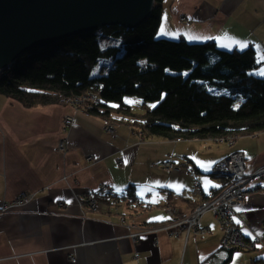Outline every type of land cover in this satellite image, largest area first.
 I'll list each match as a JSON object with an SVG mask.
<instances>
[{"label": "crops", "instance_id": "crops-1", "mask_svg": "<svg viewBox=\"0 0 264 264\" xmlns=\"http://www.w3.org/2000/svg\"><path fill=\"white\" fill-rule=\"evenodd\" d=\"M162 6L159 37L215 40L227 50L254 46L258 59L264 56V0H163ZM259 65L257 73L264 61ZM66 116L74 117L67 129ZM107 119L114 130H106ZM236 150L244 152L247 172L264 167V131L233 146L169 140L141 135L119 114L104 118L70 103L26 108L0 95V209L25 192L33 196L24 207L0 214V264H264V173L250 179L252 192L235 219L244 222L246 237L261 239L251 252L224 248L223 228L210 211L201 219L210 231L196 239L177 228L175 234L130 238L133 223H168L165 205L189 214L223 185L213 167ZM166 161L178 168L167 171ZM101 184L133 189L140 200L150 197L116 206L99 192L98 210L89 211L80 200Z\"/></svg>", "mask_w": 264, "mask_h": 264}, {"label": "trees", "instance_id": "trees-1", "mask_svg": "<svg viewBox=\"0 0 264 264\" xmlns=\"http://www.w3.org/2000/svg\"><path fill=\"white\" fill-rule=\"evenodd\" d=\"M162 2L155 0L147 18L133 28L106 24L20 53L0 69V95L42 108L96 93L97 99L80 107L84 112L104 118L119 114L147 137L204 140L263 132L264 76L256 72L254 46L227 50L215 40L159 37ZM103 39L118 43L103 48ZM127 96L141 99L142 112L125 102ZM211 174L223 185L203 201L231 182L228 175Z\"/></svg>", "mask_w": 264, "mask_h": 264}, {"label": "water", "instance_id": "water-1", "mask_svg": "<svg viewBox=\"0 0 264 264\" xmlns=\"http://www.w3.org/2000/svg\"><path fill=\"white\" fill-rule=\"evenodd\" d=\"M155 0H0V69L20 53L119 23L133 28Z\"/></svg>", "mask_w": 264, "mask_h": 264}, {"label": "built area", "instance_id": "built-area-1", "mask_svg": "<svg viewBox=\"0 0 264 264\" xmlns=\"http://www.w3.org/2000/svg\"><path fill=\"white\" fill-rule=\"evenodd\" d=\"M183 21H188L186 17L182 18ZM81 97L75 98L70 102L72 106H75L78 109H81L77 99ZM83 98L89 100L97 99V94L88 93V95H84ZM74 121L73 116H66L64 119V127L69 128ZM106 130L112 131L115 129V124L107 119ZM67 142L61 141L59 144V149L63 152H66ZM246 157L243 152L236 151V153L231 154L229 157L226 156L218 160L213 168L214 174H222V175H230L233 176L231 182L234 184L230 185L223 192L217 195V197L206 199L202 203L196 206V209L191 214H187L184 219H180L175 216L176 210L173 212L171 209H168V214L171 219H178L175 223L170 225H165L162 228L156 229H167L171 233L176 232L177 229H184L187 232V235L190 236L192 234L193 239H196L198 235H203L210 231L209 228H206L202 225V215L210 211L213 213V216L219 221L221 227L223 228V246L227 249L237 248V249H248L254 248L255 244L260 240L259 237L253 236L251 238L246 237L244 233V224L237 223L235 221V213L239 206H241L249 196V192L252 191L248 184L250 182V177L246 172ZM164 168L167 171H173L178 168L174 162L166 161L163 163ZM264 173V167H260L257 171H255L254 177H259L260 174ZM249 179V180H248ZM237 184V185H235ZM101 192L106 194L109 199L113 200L115 204L118 203H131L133 201L132 197L134 194L125 193L126 191L118 192L115 189L109 187L107 184H101L96 191L89 193V195L85 196L80 201L83 204H87L88 207L97 209L98 208V200L96 198L97 194ZM150 196L143 197L142 200L149 199ZM33 199L32 194L25 193L18 197H16L12 201H5L2 206L3 211L14 210L18 207H24L28 202ZM141 200V201H142ZM170 207V206H168ZM173 208V207H172ZM124 220V217H122ZM153 229H143L138 228L133 230L132 238L137 240L139 236L144 233L153 232ZM75 261V259H73Z\"/></svg>", "mask_w": 264, "mask_h": 264}, {"label": "rangeland", "instance_id": "rangeland-1", "mask_svg": "<svg viewBox=\"0 0 264 264\" xmlns=\"http://www.w3.org/2000/svg\"><path fill=\"white\" fill-rule=\"evenodd\" d=\"M118 42H117V40H110V39H103L102 40V47L104 48V47H107V46H109V45H114V44H117ZM99 65H97L95 68H94V71H93V73H98V69H99ZM260 76V75H259ZM86 95H88V93H86ZM78 100V102H81L80 104H79V106L81 107L82 106V104L83 103H85V102H87V101H91V100H89V99H86V98H83V97H81L80 99H77ZM127 101V102H126ZM125 102L126 103H129V104H132V106H133V109H134V111L135 112H142V103H141V99L139 98V97H135V96H127L126 98H125ZM242 136H238V137H230V138H225V139H223V138H207V139H210V140H215V141H217V142H220V143H228L229 145H231V146H233V145H235V143H236V140H238V139H240ZM182 139H184V138H182ZM179 140H181V139H179ZM184 140H187V139H184ZM67 149V148H66ZM237 151V150H236ZM236 151L235 152H233V153H231V154H234V153H236ZM241 152V151H240ZM244 153V152H243ZM231 154H229L228 155V157L231 155ZM245 155V154H244ZM246 162V161H245ZM163 165V164H162ZM246 165H247V162H246ZM214 168V167H213ZM259 169V168H258ZM246 172H247V168H246ZM249 175H251V177L249 178V179H252L253 177H254V174H255V172H253V173H250V172H247ZM222 175V174H221ZM228 175V174H227ZM227 175H225V176H227ZM229 176V178L231 179V181H232V179H234V177L233 176H230V175H228ZM248 179V180H249ZM232 184H234L233 182H230L229 183V185L227 186V187H229L230 185H232ZM235 185H237V184H235ZM249 185V184H248ZM225 189H227V188H225ZM224 189V190H225ZM252 191H250L249 192V194L251 193ZM26 193V192H25ZM25 193H23V194H25ZM126 194L128 193V191H126L125 192ZM132 193V192H131ZM130 193V194H131ZM129 194V193H128ZM133 194V193H132ZM22 195V194H21ZM248 198V197H247ZM15 199V198H14ZM132 199H133V201L135 200V201H140V202H142L140 199H136L135 198V196L133 195V197H132ZM10 201H12V200H10ZM205 201V200H204ZM5 202V201H4ZM139 202V203H140ZM203 202V200L202 201H200V202H198V203H196V205L194 206V208H193V210L189 213V214H191L193 211H194V209H196V206L197 205H199L200 203H202ZM122 203V202H121ZM120 203V204H121ZM245 203V202H244ZM243 203V204H244ZM61 204H63V203H61ZM2 206H3V203H2ZM168 206H170V207H168ZM242 206V205H241ZM241 206H239V208L241 207ZM173 207V208H172ZM89 208V211H96V210H98V208H99V203H98V208L97 209H93V208H90V207H88ZM164 208H165V211L167 212V214H168V209H171L173 212L176 210V212H175V216L176 217H178L179 218V220L180 219H184V217H186V215H183L181 212H180V210H179V208H177V207H174V206H172L171 204H168V205H165L164 206ZM238 208V209H239ZM15 210V209H14ZM10 211H12V210H8V211H3L2 210V207H1V209H0V214H3L4 212H10ZM238 213H239V211H236V213H235V219L237 218V215H238ZM169 215V214H168ZM170 217V216H169ZM171 219V218H170ZM120 220L121 221H124L125 222V217H124V220H122V218H120ZM178 219H175V220H173V219H171L168 223H165L164 225H161V226H159V225H154V226H150V225H146V224H137V223H133V224H131L130 225V229H132L131 231H132V233H133V230H136V229H138L139 227L140 228H142L143 227V229L145 228V229H153L154 231L153 232H149V233H146V234H155V233H157V232H159V231H161L162 229H156V228H162V227H164L165 225H170V224H173V223H175L176 221H177ZM244 223V222H243ZM245 225V224H244ZM182 230H184V229H182ZM162 231H168L167 229H165V230H162ZM169 232V231H168ZM177 232V231H176ZM175 232V233H176ZM131 233V234H132ZM175 233H171V231L169 232V234H175ZM130 234V238L133 240V241H137V240H139L142 236H144L145 235V233L143 234V235H141V236H139V238L137 239V240H135V239H133L132 238V235ZM205 234H208V233H205ZM205 234H203V235H205ZM223 237V236H222ZM258 244H261V239L255 244V246H254V248H248V249H239V251H246V252H251V251H253V250H255L256 248H257V246H258Z\"/></svg>", "mask_w": 264, "mask_h": 264}, {"label": "snow or ice", "instance_id": "snow-or-ice-1", "mask_svg": "<svg viewBox=\"0 0 264 264\" xmlns=\"http://www.w3.org/2000/svg\"><path fill=\"white\" fill-rule=\"evenodd\" d=\"M161 32L163 33V28L161 29ZM233 43L239 44V46H240L241 48H244V47L247 46L246 44H240L238 41H233ZM225 46H228V45H225ZM260 61H264V56H260V57H259L258 62H260ZM258 74L264 76V69H261L260 72H259ZM126 102H127V101H126ZM198 163H200V162H198ZM206 170H207V167H206ZM170 186H171V185H170ZM181 187H182V186H181ZM153 202H155V201H153ZM237 211H240V209H237ZM237 223H239V221H237Z\"/></svg>", "mask_w": 264, "mask_h": 264}]
</instances>
